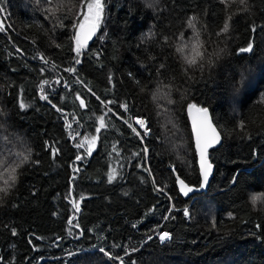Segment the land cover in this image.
Instances as JSON below:
<instances>
[{"label":"trees","instance_id":"obj_1","mask_svg":"<svg viewBox=\"0 0 264 264\" xmlns=\"http://www.w3.org/2000/svg\"><path fill=\"white\" fill-rule=\"evenodd\" d=\"M89 1L0 0V264H120L100 248L125 264H264V0H101L97 33L77 57L73 37ZM225 22L229 31L218 36ZM191 40L199 54L187 59L177 49ZM249 43L251 52L239 51ZM71 67L75 74L64 71ZM45 79L51 104L40 99ZM189 103L209 108L222 143L208 151V187L186 197L176 176L200 183ZM109 108L133 125L144 116L151 133L141 142L108 113L110 126L97 134ZM92 135V154L74 165L89 147L76 143ZM46 144L60 150L55 158ZM112 168L118 176L109 183ZM159 232L172 238L161 242Z\"/></svg>","mask_w":264,"mask_h":264},{"label":"snow or ice","instance_id":"obj_2","mask_svg":"<svg viewBox=\"0 0 264 264\" xmlns=\"http://www.w3.org/2000/svg\"><path fill=\"white\" fill-rule=\"evenodd\" d=\"M37 2H39V0H37ZM51 2V0H49V3ZM221 2L223 3L224 0H221ZM241 3H244V0H241ZM147 6L149 8L154 7L153 3H148ZM88 12L87 14H85V19L84 22L80 23L79 25V29L75 36L73 37L74 41H75V48L74 51L77 55V57H79L81 55V50L86 46L87 40L91 38V36L95 33L96 28L101 20V14L103 12V4L101 3V0H92V2L87 3L86 5ZM3 9H0V12H2ZM195 17H190L188 20V26L190 28H192L193 30H195ZM231 19V17H229V20ZM89 25V30L87 31L86 34L82 35V30L85 28V24ZM3 27L0 26V31H3ZM229 31V23L225 22L223 28L221 29L220 33H217V35H221L224 33H227ZM196 35L198 36L199 34L196 33ZM178 51H182V49H177ZM253 50V45L251 43H249V45L246 48H241L239 49L240 52H251ZM199 54V53H197ZM39 59L44 63V64H49V60L42 54H39ZM189 64H193L195 63V60H188L187 61ZM76 64H80L81 61L79 59L75 60ZM57 67V65L55 64V62H52V68L55 69ZM161 67H163V65H161ZM41 73L43 74V72L45 71V69L41 68ZM65 72H70L75 74L76 73V69L75 67H71V68H65L64 69ZM131 75V73H130ZM109 79L111 80V76L109 77ZM245 77L243 76V74L241 75V86H243V82H244ZM77 83H81L83 84V81L80 80L77 77L76 80ZM49 80L45 79L42 81V83L40 84L39 88H40V99L42 100H46L48 101V103L51 104V101L48 99L47 94H45V85H49ZM56 83H61L60 78L56 79ZM65 87L68 86V82H64ZM89 91L91 92V89H89ZM237 91H239V88H237ZM93 95H95V93H92ZM76 99L79 100L80 103V107L81 108H86L87 105L85 103V100L83 98H81L80 94L76 95ZM97 99H99V97H97ZM171 103V101H169ZM115 101H101V104H104L105 106H107V104H114ZM19 107L23 110L26 107H28L27 105H25L22 101L19 104ZM52 107L57 111V112H63V109L58 107L56 104H52ZM120 108H123L125 111L128 110V104L124 103L119 105ZM193 109H195V111L199 114V125L196 127V147L199 153V157H200V170H201V176H202V181L200 184V188H204L207 184H208V180H209V176L212 173V169H213V165L210 162V160L208 159V149L210 147H212L215 144H219L221 142V136L220 133L217 131L216 127L213 125L211 117L209 115V110L205 107H197L195 104H188V110L189 112H191ZM108 113H111L112 116L116 117L117 119H123L124 123L127 124V126L129 128H131L132 132L135 134V136L137 138L140 139L141 142H143V140L145 139V137L151 133V128L148 125V121L144 118H135V125L139 126L138 130L137 127H134L132 123L129 122L130 119H124L119 113L113 111V109H107V112L99 115L97 117L98 120V127L95 128V132L97 134H99L101 132V130L106 129L107 127L110 126V121H111V117H109L108 119H106V117L108 116ZM66 127L68 129H72V124L71 123H66ZM241 127H243V122L241 123ZM75 131V130H73ZM143 133V134H142ZM80 135L79 132H75V135L72 136L73 139H76V137H78ZM99 139L98 135H92L90 138L89 137H85L83 140H80L76 143V147L77 148H84L85 144H88L89 147L86 150V153L84 155L81 154H77L75 157V160L73 161V164L75 165V163L77 161H82L85 159V156H90L92 154L93 151V146L96 145L97 140ZM117 143H119L117 141ZM46 147L48 148V150L50 151L51 155L53 158H55L58 153H59V149L56 148L53 144H46ZM112 151L116 154L117 157L120 156V151L117 149L116 144H113L112 146ZM142 152L144 153V159H147V154L149 152V149L147 148V146H145L142 149ZM133 156H140L141 153L140 152H134L132 154ZM29 157L25 156L24 160H28ZM35 163H39V161H35ZM119 163V161H118ZM121 167H123V165H121ZM137 167L141 168L143 171H147L149 173V175L151 176V169L149 167H146L145 164H138ZM73 171L74 172H78L79 168L78 167H73ZM172 171L175 173L176 169L173 167ZM118 176V172L116 171L115 168H112L111 171L108 174V182L112 183ZM240 173L237 172L236 174L233 175L231 183L232 184H236L238 182ZM152 178V183L154 185V190L159 192V193H164L165 195H167V193L165 192L166 189V185H164L163 187H161L160 185L156 184V179L154 176L151 177ZM74 179V177H73ZM177 182L179 184V190L180 192L187 196L190 192L194 191V188L192 186H189L188 184L185 183V181L183 179H180L179 175L176 176ZM5 183H7V181H5ZM0 191H6V189H0ZM168 199L171 200L172 197L168 196ZM260 199V197L258 196H252L251 197V202L253 205L257 204V201ZM73 208L79 212V203L73 201ZM172 209H169V212H171ZM184 215L185 217H190V212L188 211V209L184 210ZM168 216H165L164 219H168ZM69 224H72V219H69ZM213 226L215 227V221L213 220ZM76 227H78V225H76ZM133 227H136V225L134 224ZM259 227V226H257ZM12 235H16V231L15 229H12ZM171 237V233L169 232H161L159 233V239L161 242H165L167 240H170ZM149 240L152 239L151 236L148 237ZM29 243H31V241H29ZM100 252L104 253L105 255L109 256V258H114L119 260L120 264H125L124 258L117 256V257H112L111 253L106 252L104 248H100L99 249ZM137 249L136 248H132L130 250H125V255L126 256H131L132 253L136 252ZM131 264H136V261H131Z\"/></svg>","mask_w":264,"mask_h":264},{"label":"water","instance_id":"obj_3","mask_svg":"<svg viewBox=\"0 0 264 264\" xmlns=\"http://www.w3.org/2000/svg\"><path fill=\"white\" fill-rule=\"evenodd\" d=\"M89 30V25L86 24L85 25V28L82 30V35L83 34H86L87 31ZM89 42V39L87 40V43L86 45L88 44ZM84 49V48H83ZM82 49V50H83ZM190 104V103H189ZM193 104V103H191ZM196 105V104H195ZM197 107H199L198 105H196ZM207 108V107H205ZM209 110V108H207ZM209 115L211 117V120H212V116H211V113H210V110H209ZM186 116H187V119H188V123H189V126H190V130H191V134H192V140H193V146H194V150H195V154H196V162H197V167H198V172H199V176H200V183L198 186H194V185H190L188 184L187 182H185L186 184H188L189 186H192L194 188V191L190 192L187 196H191L193 195L194 193H197V192H202L204 191L208 185H209V182H210V179L213 175V171H214V166H213V169H212V173L211 175L209 176V180H208V184L204 187V188H200V184H201V181H202V176H201V170H200V157H199V153H198V150H197V147H196V127L199 125V114L195 111V109H193L191 112H189L188 110V104L186 105ZM212 123L213 125L216 127V125L214 124L213 120H212ZM217 131L220 133V136H221V142L219 144H215L213 145L212 147H215V146H219L221 143H222V135H221V132L218 130V128L216 127ZM212 147H210L209 149H211ZM208 149V151H209ZM213 165V164H212ZM180 179H182L180 177ZM177 187H178V191L180 194H182L179 190V184L177 182ZM183 195V194H182ZM185 196V195H183ZM186 196V197H187Z\"/></svg>","mask_w":264,"mask_h":264},{"label":"rangeland","instance_id":"obj_4","mask_svg":"<svg viewBox=\"0 0 264 264\" xmlns=\"http://www.w3.org/2000/svg\"><path fill=\"white\" fill-rule=\"evenodd\" d=\"M89 2H92V0H90ZM87 12H88V9H86V13L85 14H87ZM84 19H85V17H84ZM84 19L82 20V22H84ZM80 30V29H79ZM97 33V28H96V31H95V33L92 35V37L95 35ZM91 37V38H92ZM91 40V39H90ZM89 40V41H90ZM182 46H184V48H182V52L184 53V56H187V59H191V57H193V56H195V55H197V50H198V42L195 40V41H189V42H183L182 44H181ZM87 46H88V44L85 46V48H87ZM84 48V49H85ZM83 49V50H84ZM83 50H81V52L83 51ZM254 75H252L251 76V78H249V79H246L245 80V84H244V86H245V88L246 87H248V86H251V84H252V82H253V80H254ZM249 88V87H248ZM159 233H161V232H159ZM158 233V234H159Z\"/></svg>","mask_w":264,"mask_h":264},{"label":"built area","instance_id":"obj_5","mask_svg":"<svg viewBox=\"0 0 264 264\" xmlns=\"http://www.w3.org/2000/svg\"><path fill=\"white\" fill-rule=\"evenodd\" d=\"M136 118H144V119H146L144 116H138V117H136ZM147 120V119H146ZM134 127H137V125H133ZM138 129V128H137Z\"/></svg>","mask_w":264,"mask_h":264},{"label":"bare ground","instance_id":"obj_6","mask_svg":"<svg viewBox=\"0 0 264 264\" xmlns=\"http://www.w3.org/2000/svg\"><path fill=\"white\" fill-rule=\"evenodd\" d=\"M90 39H91V38H90ZM90 39H89V40H90ZM88 43H89V42H88Z\"/></svg>","mask_w":264,"mask_h":264},{"label":"flooded vegetation","instance_id":"obj_7","mask_svg":"<svg viewBox=\"0 0 264 264\" xmlns=\"http://www.w3.org/2000/svg\"><path fill=\"white\" fill-rule=\"evenodd\" d=\"M86 24H87V23H86ZM86 24H85V25H86ZM91 37H92V36H91Z\"/></svg>","mask_w":264,"mask_h":264}]
</instances>
